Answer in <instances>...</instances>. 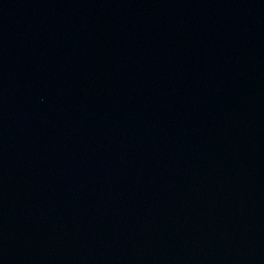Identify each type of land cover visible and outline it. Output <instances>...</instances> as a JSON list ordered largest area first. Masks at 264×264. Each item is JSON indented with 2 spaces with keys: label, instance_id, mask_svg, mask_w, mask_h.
Wrapping results in <instances>:
<instances>
[{
  "label": "water",
  "instance_id": "1",
  "mask_svg": "<svg viewBox=\"0 0 264 264\" xmlns=\"http://www.w3.org/2000/svg\"><path fill=\"white\" fill-rule=\"evenodd\" d=\"M0 264H264V0H0Z\"/></svg>",
  "mask_w": 264,
  "mask_h": 264
}]
</instances>
